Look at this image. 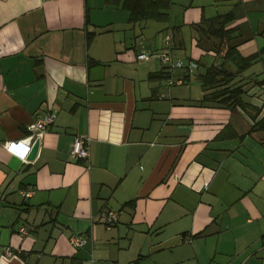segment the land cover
<instances>
[{
  "label": "crops",
  "instance_id": "obj_1",
  "mask_svg": "<svg viewBox=\"0 0 264 264\" xmlns=\"http://www.w3.org/2000/svg\"><path fill=\"white\" fill-rule=\"evenodd\" d=\"M122 1L0 0V264H264V0H170L166 21H131ZM216 15L258 55L223 64L230 108L202 101L197 77L221 62L202 33ZM186 31L207 60L167 86L162 37L193 61L175 53ZM49 111L31 162L4 151Z\"/></svg>",
  "mask_w": 264,
  "mask_h": 264
},
{
  "label": "trees",
  "instance_id": "obj_2",
  "mask_svg": "<svg viewBox=\"0 0 264 264\" xmlns=\"http://www.w3.org/2000/svg\"><path fill=\"white\" fill-rule=\"evenodd\" d=\"M169 3L170 0H123L122 7L128 12L131 21H166ZM228 22L227 15H216L206 23L205 29H202L206 38L214 40L213 51L220 57L221 62L217 66H207L203 73L197 75L202 92L201 100L216 102L226 108L239 104L240 90L230 85L232 74L223 68V64L231 63L237 74L246 70L258 57V55L250 57L238 55L235 45L231 43L233 30L225 29ZM183 74L182 78L186 79L188 74L184 72ZM167 76V73L162 70L157 78L165 80Z\"/></svg>",
  "mask_w": 264,
  "mask_h": 264
},
{
  "label": "built area",
  "instance_id": "obj_3",
  "mask_svg": "<svg viewBox=\"0 0 264 264\" xmlns=\"http://www.w3.org/2000/svg\"><path fill=\"white\" fill-rule=\"evenodd\" d=\"M171 38L170 34H165L162 37V51L157 54L158 60L162 65V70L167 73V78L165 79V84L167 86L178 85L181 83L180 79L173 78V72L181 71L192 75L197 69V64L193 61L183 62L181 60H174L171 56L170 51ZM137 60L146 59V55L139 54L136 56ZM56 112L49 111L48 113L36 118L32 123L26 127L27 135L23 142H7L3 145L4 151L9 155L14 156L20 162L28 163L26 161V156L34 144L38 141L40 137L45 133L47 128L52 125L55 120ZM88 139L81 136H74L68 148V154L73 160L86 161L88 159ZM99 218L104 222V224L109 227L116 223V214L107 211L99 214ZM19 234L24 235V229H19ZM85 243V240L80 237H71L69 239V244L74 248H79ZM7 256L10 255L9 251H5Z\"/></svg>",
  "mask_w": 264,
  "mask_h": 264
},
{
  "label": "rangeland",
  "instance_id": "obj_4",
  "mask_svg": "<svg viewBox=\"0 0 264 264\" xmlns=\"http://www.w3.org/2000/svg\"><path fill=\"white\" fill-rule=\"evenodd\" d=\"M219 8H220V6H219ZM206 10H208L207 7H206ZM172 18H177L178 19L177 15L173 16ZM165 24H166V22L157 23V25H159V26L161 25V27H164ZM157 33H159V30L157 31ZM183 41H184V43L181 46L180 51L179 52H175L177 54L176 56H178L177 58L178 59H182V60L190 59V60H193L194 62H196L195 60H199L196 63L198 64L199 69H202L203 68L202 64H205L204 61L207 60V57H204L202 59L200 56H198V54H196L195 49H198V47L196 45H194L193 42H191L190 38L188 37V32L187 31L184 34ZM174 58L175 57L172 56V59H174ZM183 87H186V85H184Z\"/></svg>",
  "mask_w": 264,
  "mask_h": 264
},
{
  "label": "water",
  "instance_id": "obj_5",
  "mask_svg": "<svg viewBox=\"0 0 264 264\" xmlns=\"http://www.w3.org/2000/svg\"><path fill=\"white\" fill-rule=\"evenodd\" d=\"M37 149H38V141H35L26 156L27 162H31L34 159ZM23 165H24L23 163H20L18 166V170H20L23 167Z\"/></svg>",
  "mask_w": 264,
  "mask_h": 264
}]
</instances>
